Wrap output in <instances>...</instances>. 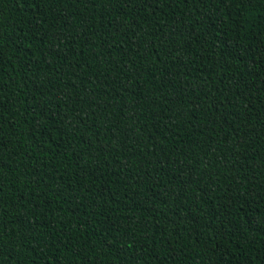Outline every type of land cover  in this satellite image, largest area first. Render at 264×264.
Returning <instances> with one entry per match:
<instances>
[{
  "label": "trees",
  "instance_id": "16d2710c",
  "mask_svg": "<svg viewBox=\"0 0 264 264\" xmlns=\"http://www.w3.org/2000/svg\"><path fill=\"white\" fill-rule=\"evenodd\" d=\"M0 264H264V0H0Z\"/></svg>",
  "mask_w": 264,
  "mask_h": 264
}]
</instances>
